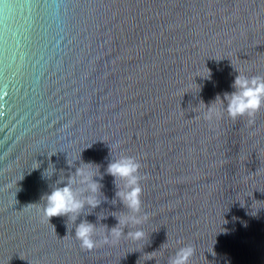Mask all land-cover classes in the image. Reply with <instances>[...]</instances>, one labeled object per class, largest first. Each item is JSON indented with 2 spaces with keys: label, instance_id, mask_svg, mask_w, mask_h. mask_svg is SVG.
Wrapping results in <instances>:
<instances>
[{
  "label": "water",
  "instance_id": "water-1",
  "mask_svg": "<svg viewBox=\"0 0 264 264\" xmlns=\"http://www.w3.org/2000/svg\"><path fill=\"white\" fill-rule=\"evenodd\" d=\"M238 72L264 76V0H0V264H167L187 244L189 264H264V107L200 104ZM121 155L142 165L146 239L82 250L76 225L102 236L127 211L106 172ZM89 163L101 204L48 222L43 197Z\"/></svg>",
  "mask_w": 264,
  "mask_h": 264
},
{
  "label": "clouds",
  "instance_id": "clouds-1",
  "mask_svg": "<svg viewBox=\"0 0 264 264\" xmlns=\"http://www.w3.org/2000/svg\"><path fill=\"white\" fill-rule=\"evenodd\" d=\"M238 73L232 85L235 91L224 93L223 98L217 95L211 105L200 102L206 109L202 114L205 120L212 121L213 118H221L222 113L215 107L216 104H219L233 121L246 116L249 118V123L254 122L256 114L264 107V76L249 77L242 75L240 72ZM209 75L208 70L206 77ZM68 164L71 166L69 161ZM34 165L33 169L40 167V163L37 161H34ZM141 167V162L133 156L121 155L116 159L112 157L106 168L107 174L114 178L117 189L112 203L115 204L118 199L127 211L112 212L111 215L116 218L118 223L110 229L107 225H99L104 229L102 236L98 232L97 224L91 223L87 219L76 225L74 238L79 241L82 250L92 251L101 243L114 245L119 242L121 237H126L132 241L146 239L142 228L131 230V228L141 225L149 219L148 213L142 212L141 196L143 189L140 182L143 177L140 173ZM93 168L96 169L95 172L92 171ZM55 171L54 166L50 164L44 175L51 177ZM95 177H99V180L94 179ZM101 180H103V175L99 173L98 166L91 163L81 164L74 173H70L67 177L61 176L56 185L52 187L50 194L43 197L45 201L42 208L43 217L49 222L52 217L66 216L68 221L75 224L82 214L85 216L90 215V211L85 212V208L95 209L102 202L101 189L103 185L100 183ZM118 182H122V184ZM62 183L65 186H58ZM103 199L107 200V197H103ZM117 213L122 214L117 215ZM104 219H106V216L103 213L97 216L98 221ZM125 228L129 229L127 234L124 232ZM98 236L99 239L96 238ZM155 252L144 255L147 260H152ZM194 254L195 248L193 245H184L169 257L167 264H189Z\"/></svg>",
  "mask_w": 264,
  "mask_h": 264
}]
</instances>
